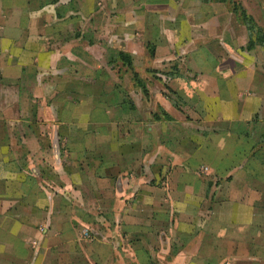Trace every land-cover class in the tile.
I'll use <instances>...</instances> for the list:
<instances>
[{
    "label": "crops",
    "instance_id": "1",
    "mask_svg": "<svg viewBox=\"0 0 264 264\" xmlns=\"http://www.w3.org/2000/svg\"><path fill=\"white\" fill-rule=\"evenodd\" d=\"M228 1L0 0V264H264V5L240 0L248 26ZM110 50L195 115L153 89L145 155H123L121 108L95 102ZM93 127L115 155H76Z\"/></svg>",
    "mask_w": 264,
    "mask_h": 264
},
{
    "label": "rangeland",
    "instance_id": "2",
    "mask_svg": "<svg viewBox=\"0 0 264 264\" xmlns=\"http://www.w3.org/2000/svg\"><path fill=\"white\" fill-rule=\"evenodd\" d=\"M234 0L228 1L229 7L234 12L236 15H241L240 18L244 17V14H242L241 10L244 9L246 13L248 14L247 10L245 7L242 5V2L240 0H237L240 5L241 9L239 12H235L233 9V3ZM252 4V7L259 10L261 7V3L264 5V0H248ZM247 2V0H246ZM231 3V5H230ZM264 9V8H263ZM249 15V14H248ZM259 18V16H258ZM243 19V18H242ZM260 19V18H259ZM255 33H253L254 36ZM259 37V41H263L261 38L263 37L261 33L256 34V38ZM253 40V41H252ZM254 44V39H251L249 44L251 43ZM248 44V45H249ZM247 48H251V46H248ZM145 50V56L148 58H152L154 56L155 48L152 46L150 42H146L144 46ZM109 58L111 61L110 54L112 55V60L117 61L115 65L112 66V70L109 71V73H105L104 75V80L100 78L101 80L98 81L99 87L101 88L100 90L104 91L107 94L110 95H103L101 94L100 96L95 97V102L97 105H102L105 104L104 106L110 107L111 106H119L121 108V115L119 118V113L117 112L114 114L116 119L113 120L114 125H111L108 127V129H115L117 131V138L115 139L114 144H118L121 142L120 137L126 133V131H130V133L127 134L125 142L127 143V153L123 155H145L147 152H149L146 149H144V143L143 146H140V140L141 138L145 140L141 132H144L143 129L138 128V123L142 122L143 120H146L145 118H142L140 115V112L144 107H149L148 104L152 102L151 100V91L154 90H161L162 94L166 96V98L169 100L170 103L174 104L173 106L178 110V117L181 120H187V121H193L195 120L192 118V116H195L192 112L186 113L184 109H182V105L187 106V102L185 101L184 97L181 96L179 92H176L173 90V88L169 85V82L165 76H158L157 71L152 69L150 65H144L143 67L140 68H135L132 65V58L126 53L124 54L123 52H118L114 50L109 51ZM123 58H122V56ZM142 69V70H141ZM140 70V71H139ZM171 72V70H169ZM130 74L128 76L129 80L127 81L126 79V74ZM173 75H176L174 73ZM120 83L126 84L127 89L131 92H127L124 90L121 86ZM174 84V83H173ZM167 91H163L164 89ZM110 100V102H109ZM138 107H137V105ZM192 108V106H190ZM144 113V112H143ZM144 115H149L145 114ZM159 117L162 119H168V116L164 112H158ZM131 119V122H136V124H131L129 127L126 129H123V122ZM197 121H199V118H197ZM196 121V122H197ZM120 122V123H119ZM144 122V121H143ZM101 127V128H99ZM100 132H106V129H102L103 127L100 125L98 126ZM196 128H193L195 130ZM124 131V132H122ZM150 131V130H149ZM51 130L49 128L43 127L42 128V134L46 135L49 137ZM96 134V129L93 127L91 128V131L89 133V138L88 141L89 143L84 144L83 146H79V150H76V155H115L117 153L116 150H111L110 144L109 143H102V142H97L93 136ZM198 138V135L197 137ZM82 139V136H81ZM150 138H146V141ZM135 145H137V150H135ZM131 148V150H130ZM259 233L258 236H256L255 244L256 245H263L264 246V222L260 223L258 225ZM42 229V227H41ZM79 229V226L76 227V230ZM80 230V229H79ZM255 230V229H254ZM84 235V238H80L79 242L83 244L85 247H92V236L89 232L88 229H82L81 231ZM251 233H253V229L251 230ZM254 234L253 235H257ZM94 242V241H93ZM88 244V245H87ZM146 253V252H145ZM85 254H82L81 257H79V264H86L85 262ZM147 258L146 256H144ZM67 260H62L63 264H66ZM58 264L60 262L58 261Z\"/></svg>",
    "mask_w": 264,
    "mask_h": 264
},
{
    "label": "trees",
    "instance_id": "3",
    "mask_svg": "<svg viewBox=\"0 0 264 264\" xmlns=\"http://www.w3.org/2000/svg\"><path fill=\"white\" fill-rule=\"evenodd\" d=\"M201 1H203V2H209L210 0H201ZM232 5H233L234 11L235 12H239V10L241 9L240 3L237 0H234L233 3H232ZM241 11H242L241 13L244 14V17H242L244 23L247 24L248 26L254 24L255 21H254L253 17L250 16V15H248L244 9H242ZM251 36H253V32H251ZM261 39L264 40V37H262ZM255 41H258L259 42V37L255 38ZM253 45L254 44L251 42L248 46L253 47Z\"/></svg>",
    "mask_w": 264,
    "mask_h": 264
}]
</instances>
